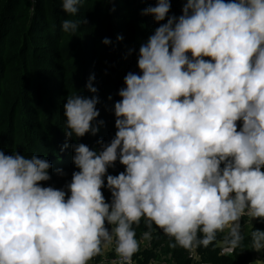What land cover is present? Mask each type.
<instances>
[{"label":"clouds","instance_id":"clouds-1","mask_svg":"<svg viewBox=\"0 0 264 264\" xmlns=\"http://www.w3.org/2000/svg\"><path fill=\"white\" fill-rule=\"evenodd\" d=\"M81 4L62 0L61 10L75 17ZM170 9L157 0L142 13L167 21L140 45V74L124 77L115 137L97 141L99 151L74 143L78 171L64 188L42 186L47 159L0 150V264H90L106 250L115 253L108 264H134L156 229L199 264L201 247L235 252L245 217L252 249L264 254V230L252 225L264 223V0H187L179 17ZM83 23L63 19L61 30ZM93 80L86 87L96 93ZM98 103L66 98V138L97 135ZM117 160L124 171L109 175Z\"/></svg>","mask_w":264,"mask_h":264},{"label":"trees","instance_id":"trees-1","mask_svg":"<svg viewBox=\"0 0 264 264\" xmlns=\"http://www.w3.org/2000/svg\"><path fill=\"white\" fill-rule=\"evenodd\" d=\"M186 2L170 0L168 15H182ZM61 3L62 0H0V150L6 155L15 151L47 159L52 165L51 179L41 184L57 189L64 188L72 173L78 171L72 162L74 143L99 151L97 141L108 144L115 137L114 104L121 99L118 92L125 87L124 77L129 72L140 74V45L147 42L160 23L167 21L166 17L157 23L152 16L142 14L157 0H82L75 17H68L61 10ZM68 18H83L87 23L75 33H64L61 21ZM118 36L123 37L119 42ZM105 38L110 44L102 43ZM90 76H94L96 93L86 87ZM70 94L98 97L97 120L103 124L96 136L88 133L82 138H66L63 105ZM57 169L64 175H58ZM123 171L124 166L117 160L108 174ZM102 192L110 202L107 187ZM253 227L264 230V223L255 221ZM145 230L142 221L136 227L137 239ZM153 237L155 248L163 245V252L173 254L179 264L191 263L184 249L169 247V238L161 230L156 229ZM237 249L230 256L220 255L214 245L198 251L204 263L246 264L252 255L250 235ZM151 252L141 259L150 262ZM103 254L93 260L99 261ZM139 255L136 253L133 258L141 263Z\"/></svg>","mask_w":264,"mask_h":264},{"label":"crops","instance_id":"crops-1","mask_svg":"<svg viewBox=\"0 0 264 264\" xmlns=\"http://www.w3.org/2000/svg\"><path fill=\"white\" fill-rule=\"evenodd\" d=\"M247 217L243 218L242 220V224L244 226L243 230H244V236H248V234L251 232L252 228L250 225L247 224ZM255 223V221L252 222V225ZM154 239V237H153ZM153 239L151 241V243L149 245H145V244H141L140 246V249L139 251L137 252V254H140L139 257H140V260L142 262V259L141 257L142 256H145L146 252H150L152 251L151 253L149 254H152V259L150 260V262H147L148 264H179V259H175L173 257V254L169 253V254H165L163 252L164 250V246H160V247H157L155 248L153 246ZM252 252H253V259L251 260L250 264L257 260V259H262V256L264 254H261V256L259 258H257V252H255L253 249H252ZM114 255V252L112 250H106L103 254V257L98 261V260H92L90 261V264H108L109 261H111L110 259L113 258ZM189 257V255H188ZM109 259V260H108ZM108 260V261H107ZM147 263H144V264H147ZM191 264V263H190Z\"/></svg>","mask_w":264,"mask_h":264},{"label":"built area","instance_id":"built-area-1","mask_svg":"<svg viewBox=\"0 0 264 264\" xmlns=\"http://www.w3.org/2000/svg\"><path fill=\"white\" fill-rule=\"evenodd\" d=\"M198 254H199V256L201 257L199 251H198ZM114 258H115V257H113L112 259H114ZM112 259H110V260H112ZM132 259H133L134 264H144V263H147V262L144 261V258L142 259V262H141V263H139L138 261H136L134 258H132ZM189 259H190V258H189ZM108 260H109V259H108ZM108 260H107V261H108ZM190 260H191V264H196L195 261H193L192 259H190ZM147 264H148V263H147ZM199 264H204V262H203V260H202V257H201V260H200Z\"/></svg>","mask_w":264,"mask_h":264},{"label":"rangeland","instance_id":"rangeland-1","mask_svg":"<svg viewBox=\"0 0 264 264\" xmlns=\"http://www.w3.org/2000/svg\"><path fill=\"white\" fill-rule=\"evenodd\" d=\"M248 235H249V234H248ZM237 250H239V249H236L235 252H234V254L236 253ZM114 254H115V253H114ZM230 255H232V254H230ZM230 255H228V256H230ZM260 256H261V254L258 253V254H257V258H259ZM253 257H254V255H253V252H252V255H251L250 261H248L246 264H250V262H251V260L253 259ZM262 259H264V255L262 256ZM204 264H211V263H204ZM251 264H252V263H251Z\"/></svg>","mask_w":264,"mask_h":264}]
</instances>
